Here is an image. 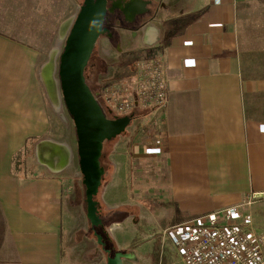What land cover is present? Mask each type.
Segmentation results:
<instances>
[{
    "label": "crops",
    "instance_id": "0c3cea01",
    "mask_svg": "<svg viewBox=\"0 0 264 264\" xmlns=\"http://www.w3.org/2000/svg\"><path fill=\"white\" fill-rule=\"evenodd\" d=\"M195 10L167 33L146 28L157 35V41L146 38L167 66L168 96L165 106L147 113L159 124L157 133L143 138L147 143L137 144L132 156L143 164L140 174L163 190L173 222L240 205L264 229V0H202ZM39 62L33 45L0 32V264H67L75 234L69 201L84 185L74 161L76 131L50 140L51 106L60 97L56 90L52 102L41 71L46 108ZM33 136L49 139L36 145L25 165L37 158L45 173L22 176L13 171V155ZM45 143L53 144L43 150L51 164L38 155ZM108 158L103 217L122 251L132 237L117 224L128 213L117 218L114 210L126 196L129 157L114 145Z\"/></svg>",
    "mask_w": 264,
    "mask_h": 264
},
{
    "label": "rangeland",
    "instance_id": "374dc122",
    "mask_svg": "<svg viewBox=\"0 0 264 264\" xmlns=\"http://www.w3.org/2000/svg\"><path fill=\"white\" fill-rule=\"evenodd\" d=\"M83 1L0 0V32L10 35L21 43L33 45L37 49L40 62L37 65L36 76L41 88L43 87L40 77L42 68L48 61L52 65V74L60 99L56 107L51 106L53 138L50 140L58 139L62 132L75 127L62 98L58 63L65 38ZM117 1L130 0H107V11L103 21L104 31L96 40L85 69L86 82L94 93L110 76L121 80L132 79L135 74V62L143 51H157L153 43L148 42V39L157 41V35L146 31L147 27L154 28L160 34L169 32L171 28L177 29L187 16L196 13L195 9L202 0H141L144 3L143 9L135 13L132 20L127 19L122 10L114 5ZM146 34L149 36L148 39ZM142 40L145 43L142 42L143 45H140ZM110 61L116 66L112 67ZM132 61V65H128V69L125 70L123 67L125 62L130 64L128 62ZM41 92L47 108L50 104L44 87ZM147 113L131 117L123 131L106 140L103 143L101 156L104 164L103 178L105 172L109 170L108 155L114 145L118 152L129 157L126 196L121 198V205H117L114 211L117 212V218L128 213L119 220L122 223L117 225L119 228L125 226L132 237L131 244L119 251L114 237H111L114 233L113 229L109 232L107 223L93 224L83 185L79 194L76 191L71 194L69 201L73 208L75 234L67 243V264H108L109 259H113L116 254L120 264H186L166 234L177 222L172 221L170 208L163 202V190L158 188L157 182L151 185V181L140 174L143 164L141 166L139 159L132 156L137 144L142 145L146 138H154L159 129L156 119ZM46 139L49 138H39V142L31 141L30 151L25 160L35 158L36 145L47 141ZM74 161L76 164L79 163L76 157ZM43 167L45 165H40L36 158V163L33 161L30 167L25 165L26 174L32 176L44 174ZM143 170L145 171L144 168ZM103 178L93 199L98 201L97 203L102 205L104 210L103 205L106 203L103 194L106 186L103 182L107 177L104 181ZM254 199L252 196L248 198V200ZM100 214L101 212L97 210V215ZM103 246L109 250L107 253L103 252Z\"/></svg>",
    "mask_w": 264,
    "mask_h": 264
},
{
    "label": "built area",
    "instance_id": "2783aa9c",
    "mask_svg": "<svg viewBox=\"0 0 264 264\" xmlns=\"http://www.w3.org/2000/svg\"><path fill=\"white\" fill-rule=\"evenodd\" d=\"M167 84L163 57L144 50L132 79L110 76L93 94L107 117H134L165 106ZM166 234L186 264H264V229L257 228L240 205L177 223Z\"/></svg>",
    "mask_w": 264,
    "mask_h": 264
},
{
    "label": "water",
    "instance_id": "95a60500",
    "mask_svg": "<svg viewBox=\"0 0 264 264\" xmlns=\"http://www.w3.org/2000/svg\"><path fill=\"white\" fill-rule=\"evenodd\" d=\"M132 1L141 6L130 15L124 7ZM126 18L132 20L142 11L143 1H117ZM107 11V0H84L65 38L59 56L58 78L64 104L73 120L77 137V154L82 182L85 186L86 202L93 224H101L97 215V202L93 197L101 184L104 167L101 165L103 143L119 134L130 121V116L109 118L103 112L85 77V69L98 37L103 33V21ZM117 255V254H116ZM109 264H118L117 257Z\"/></svg>",
    "mask_w": 264,
    "mask_h": 264
},
{
    "label": "bare ground",
    "instance_id": "6f19581e",
    "mask_svg": "<svg viewBox=\"0 0 264 264\" xmlns=\"http://www.w3.org/2000/svg\"><path fill=\"white\" fill-rule=\"evenodd\" d=\"M142 5L141 2L138 1H132L131 3H128L123 9L124 12L127 15L132 14L133 12H135L139 7ZM42 78H43V82L45 83L48 95L50 97V99L52 100L53 103H55L57 101V95H56V89H55V82L52 76V68L50 64H46L43 67L42 70ZM46 146H53L52 143H45L42 144L39 151H38V155L39 158L43 161H46L48 164H51L52 161L51 160H45V158H43V150ZM63 160V159H61ZM118 264H120V261H118Z\"/></svg>",
    "mask_w": 264,
    "mask_h": 264
},
{
    "label": "trees",
    "instance_id": "16d2710c",
    "mask_svg": "<svg viewBox=\"0 0 264 264\" xmlns=\"http://www.w3.org/2000/svg\"><path fill=\"white\" fill-rule=\"evenodd\" d=\"M145 114V113H143ZM38 137H32V138H28L25 142V145L23 146V148L18 151L17 153H15L13 155V171L16 172L17 170H20V174L22 176L26 175V169H25V158L28 155L29 151H30V145H31V141L33 140H38ZM101 161V165L104 166L103 162H102V158L100 159ZM98 202V201H97ZM97 208H99V212H101L100 214V219H101V225L105 224V223H109L110 220L108 219H104V215L106 214V212H104V210L102 209V205L100 206L99 203H97ZM103 250H107V248H105L103 246Z\"/></svg>",
    "mask_w": 264,
    "mask_h": 264
},
{
    "label": "flooded vegetation",
    "instance_id": "af4514ba",
    "mask_svg": "<svg viewBox=\"0 0 264 264\" xmlns=\"http://www.w3.org/2000/svg\"><path fill=\"white\" fill-rule=\"evenodd\" d=\"M95 46V45H94ZM93 92V91H92Z\"/></svg>",
    "mask_w": 264,
    "mask_h": 264
}]
</instances>
